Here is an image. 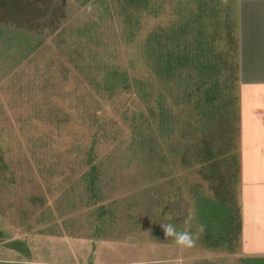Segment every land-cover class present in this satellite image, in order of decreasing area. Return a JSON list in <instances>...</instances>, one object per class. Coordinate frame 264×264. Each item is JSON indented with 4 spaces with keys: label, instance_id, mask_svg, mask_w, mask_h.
<instances>
[{
    "label": "rangeland",
    "instance_id": "rangeland-1",
    "mask_svg": "<svg viewBox=\"0 0 264 264\" xmlns=\"http://www.w3.org/2000/svg\"><path fill=\"white\" fill-rule=\"evenodd\" d=\"M141 1L0 0L1 264L264 258L237 223L238 0ZM165 50L188 54L168 77ZM168 222L205 228L181 249Z\"/></svg>",
    "mask_w": 264,
    "mask_h": 264
},
{
    "label": "crops",
    "instance_id": "crops-1",
    "mask_svg": "<svg viewBox=\"0 0 264 264\" xmlns=\"http://www.w3.org/2000/svg\"><path fill=\"white\" fill-rule=\"evenodd\" d=\"M235 177L240 239L264 256V0H238Z\"/></svg>",
    "mask_w": 264,
    "mask_h": 264
},
{
    "label": "trees",
    "instance_id": "trees-1",
    "mask_svg": "<svg viewBox=\"0 0 264 264\" xmlns=\"http://www.w3.org/2000/svg\"><path fill=\"white\" fill-rule=\"evenodd\" d=\"M144 6H146V0L141 1ZM186 26V25H184ZM183 26V27H184ZM180 27L179 32L184 31V28ZM154 36V35H153ZM154 52L157 54L158 50H154ZM198 55H193L191 58H195V65L198 64V60L196 59ZM188 54L184 53L179 56L174 57L173 52H170L169 50H165V59L162 63V68L164 70V73L167 74L170 72L171 69L170 66L173 64V62L176 63L177 66H183L184 62L187 61ZM206 68V66H205ZM109 87H114V83L110 84ZM125 88V86H124ZM199 218L202 221V223L206 226V231L210 233V230L213 231V227L211 226L210 222L213 221H219L221 224H223V221L227 219V210L224 206L220 204H215L208 200H201L199 202ZM220 214V215H219ZM237 223L239 225V222L237 220ZM246 261H250L252 264H264V258H251L247 259ZM1 264V263H0Z\"/></svg>",
    "mask_w": 264,
    "mask_h": 264
},
{
    "label": "clouds",
    "instance_id": "clouds-1",
    "mask_svg": "<svg viewBox=\"0 0 264 264\" xmlns=\"http://www.w3.org/2000/svg\"><path fill=\"white\" fill-rule=\"evenodd\" d=\"M84 7L89 14L95 12L98 8V6L95 5L94 0H89V3L85 5ZM195 219H196V215H195V212L193 211L185 217V222L191 224L192 221ZM160 227L163 230L165 237L173 238L175 245H177L181 249L194 247L200 238V234L203 233L204 228H205L203 224H200L199 232L193 233L190 230L188 231L179 230L178 231L176 225L171 222L161 223Z\"/></svg>",
    "mask_w": 264,
    "mask_h": 264
}]
</instances>
